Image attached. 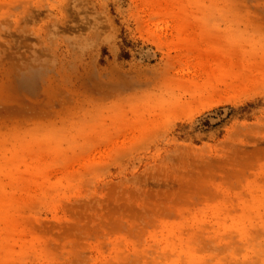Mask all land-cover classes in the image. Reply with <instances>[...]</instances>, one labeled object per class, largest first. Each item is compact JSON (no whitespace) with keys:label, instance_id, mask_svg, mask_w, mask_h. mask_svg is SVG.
<instances>
[{"label":"rangeland","instance_id":"1","mask_svg":"<svg viewBox=\"0 0 264 264\" xmlns=\"http://www.w3.org/2000/svg\"><path fill=\"white\" fill-rule=\"evenodd\" d=\"M0 264H264V0H0Z\"/></svg>","mask_w":264,"mask_h":264}]
</instances>
